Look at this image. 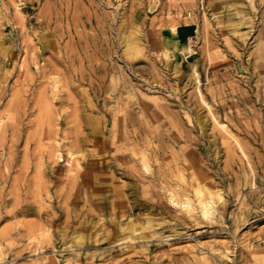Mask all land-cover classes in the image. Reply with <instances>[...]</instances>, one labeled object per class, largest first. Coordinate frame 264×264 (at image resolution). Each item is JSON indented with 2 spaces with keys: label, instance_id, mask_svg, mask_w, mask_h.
Instances as JSON below:
<instances>
[{
  "label": "rangeland",
  "instance_id": "obj_1",
  "mask_svg": "<svg viewBox=\"0 0 264 264\" xmlns=\"http://www.w3.org/2000/svg\"><path fill=\"white\" fill-rule=\"evenodd\" d=\"M0 264H264V0H0Z\"/></svg>",
  "mask_w": 264,
  "mask_h": 264
},
{
  "label": "crops",
  "instance_id": "obj_2",
  "mask_svg": "<svg viewBox=\"0 0 264 264\" xmlns=\"http://www.w3.org/2000/svg\"><path fill=\"white\" fill-rule=\"evenodd\" d=\"M194 23H182L176 26L174 39L178 44L185 43L196 32Z\"/></svg>",
  "mask_w": 264,
  "mask_h": 264
},
{
  "label": "bare ground",
  "instance_id": "obj_3",
  "mask_svg": "<svg viewBox=\"0 0 264 264\" xmlns=\"http://www.w3.org/2000/svg\"><path fill=\"white\" fill-rule=\"evenodd\" d=\"M186 43V42H185ZM185 43H181V46H182V48L183 49H185V50H191L188 46H186V44ZM179 64V63H178ZM203 122V121H202ZM144 167H145V169L146 170H148V164L146 163V162H144ZM199 194L200 195H203L202 194V191H199ZM209 199V198H208ZM208 199H205V198H200V200H199V204H200V211L202 212V214L204 215V216H208V215H210V213L212 212V210H213V205L211 204V202H212V199H210V200H208ZM185 205V204H184ZM188 206V205H187Z\"/></svg>",
  "mask_w": 264,
  "mask_h": 264
}]
</instances>
